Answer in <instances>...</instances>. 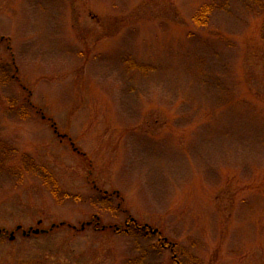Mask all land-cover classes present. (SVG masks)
Masks as SVG:
<instances>
[{
  "label": "rangeland",
  "instance_id": "1",
  "mask_svg": "<svg viewBox=\"0 0 264 264\" xmlns=\"http://www.w3.org/2000/svg\"><path fill=\"white\" fill-rule=\"evenodd\" d=\"M0 39V264H264V0H0Z\"/></svg>",
  "mask_w": 264,
  "mask_h": 264
},
{
  "label": "water",
  "instance_id": "2",
  "mask_svg": "<svg viewBox=\"0 0 264 264\" xmlns=\"http://www.w3.org/2000/svg\"><path fill=\"white\" fill-rule=\"evenodd\" d=\"M132 221H135V220H132ZM90 225H91V223L87 224V226H90ZM55 227L56 226H53L50 231H53L55 229ZM85 228H86V225H83L82 226V230H84ZM145 228H147V226ZM22 229H23V227L19 226L17 228V231H21ZM103 229H106V227H104ZM50 231H45V230H41V229H33V228H31L28 231H24L23 232V236L24 237H29L31 235L47 234ZM152 231H153L154 234H157L159 232L158 230H152ZM3 232H4L3 230H0V236L3 234ZM14 235H15V232H12L11 233V241H14V238H15Z\"/></svg>",
  "mask_w": 264,
  "mask_h": 264
},
{
  "label": "flooded vegetation",
  "instance_id": "3",
  "mask_svg": "<svg viewBox=\"0 0 264 264\" xmlns=\"http://www.w3.org/2000/svg\"><path fill=\"white\" fill-rule=\"evenodd\" d=\"M54 128V131H55V133L58 135V137L61 139V141H64V140H66L67 138L66 137H61V135H59L58 133H57V129H56V127H53ZM131 217H130V221H131ZM132 224L133 225H135L136 226V228L137 229H139V225L137 224V223H131V225H129L128 223H127V221H126V225H127V227L128 228H126V229H129L131 226H132ZM159 241H160V239H159ZM161 242V241H160ZM164 243V242H163ZM168 243V242H167ZM167 243H165V244H167ZM170 245V244H169ZM164 247H166V246H164ZM172 248V247H171ZM175 262H176V264L178 263L179 264V262L177 261V260H175Z\"/></svg>",
  "mask_w": 264,
  "mask_h": 264
},
{
  "label": "trees",
  "instance_id": "4",
  "mask_svg": "<svg viewBox=\"0 0 264 264\" xmlns=\"http://www.w3.org/2000/svg\"><path fill=\"white\" fill-rule=\"evenodd\" d=\"M208 9H209L208 7H205V8L202 10V12H201L202 15H201L200 17H203V16H205V15L207 16V13H208L207 11H208ZM206 12H207V13H206ZM196 20H197V18H196ZM66 226H67V225H61L60 228H62V227H66ZM72 229H73V228H72ZM109 229H110V228H106V230H109ZM119 231H120V230H119ZM176 246H177V245H176Z\"/></svg>",
  "mask_w": 264,
  "mask_h": 264
}]
</instances>
